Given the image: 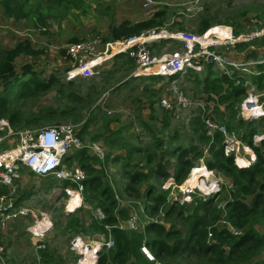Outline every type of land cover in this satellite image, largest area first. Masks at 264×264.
I'll return each mask as SVG.
<instances>
[{
  "label": "rangeland",
  "instance_id": "374dc122",
  "mask_svg": "<svg viewBox=\"0 0 264 264\" xmlns=\"http://www.w3.org/2000/svg\"><path fill=\"white\" fill-rule=\"evenodd\" d=\"M155 2L156 6L143 10L134 2L127 0H81V4L76 9L61 14L50 0H27L25 5L27 16L19 21L6 16L0 6V63L4 58L2 51L12 52V66L18 78L16 83H7L6 92L0 95V108H2V102L8 101L7 109L4 112L1 109L0 113V151L14 146L15 134L20 130H40L62 124L72 126L86 150L88 160L83 164L101 170L100 180L103 187L107 186L111 189L116 202L113 213L118 219V228L136 232L143 242L152 237V234L144 233L145 226L149 224L161 225L166 230L177 229L185 234L184 219L191 215L201 201L208 202L210 208L215 207L214 210L219 211V219L225 217L226 206L232 201L230 194L234 189L233 184L229 178L213 170L214 180L218 184L213 192H208L206 188L197 190L195 186L201 184L200 181L192 182L193 187H189L191 183L187 181V178L192 168H195L194 171L201 168L199 160L192 159L194 154L190 149L196 146L203 151L205 145L197 140L198 134H194L200 125L195 119L197 112L186 110L177 114L167 112V115L166 111L160 107V100L168 95V81L156 83L149 80L130 79V75L135 71L133 63L126 65L125 59L121 57L103 60L89 77L67 80L65 77L68 63L67 46L98 35L102 37L104 43H112L124 37H115L114 31L123 33L127 30L133 33L127 35L134 36L156 28L140 29V26L145 22L151 20L156 22L159 19L161 25L158 26H162L168 33L185 31L195 36L203 34L198 33L197 30L199 25L206 22L210 29L230 27L234 31L239 29L246 36L264 30V0H155ZM38 4L41 5L42 11L50 10L49 18L45 15L44 19L38 20L37 14H31L33 10L31 5ZM121 26L126 29L120 31ZM213 32H221V30ZM185 38L186 36H182V39ZM164 43L161 44L163 50L158 51L159 55L168 53L172 55L173 52L184 47L178 41L168 40ZM248 45L250 44H245L239 50H245ZM252 46L254 49L251 51L254 54L264 53V37L256 40ZM258 49L262 51L258 52ZM216 50L227 52L223 47ZM206 72L207 69L180 82L182 90L190 99L201 98V95L205 96L202 98L210 97L204 92L206 91ZM32 73L38 76V81H51L49 88L45 91L40 88L32 95L23 91L18 100L13 99L16 91H22L21 87L16 89L19 80L28 81ZM238 76L234 77L240 78L239 74ZM215 77H218L217 74H212L211 79ZM233 81L236 83L235 80ZM261 85L263 86L253 83L251 86H246L245 95L241 99H246L247 94L254 91L255 94H264V82ZM152 100H154L153 108L150 106ZM262 101L264 98H259V103ZM240 104L237 103L235 106L234 117L229 110L223 111L222 105L215 107V110L219 108L222 111H212L215 119L224 125L227 123L230 128L227 130L229 129L228 131L238 139L244 131L242 127H236L237 120L241 118ZM11 112H17L19 120L9 121ZM245 118L241 120L256 123L257 134L253 136L252 141L254 142L255 136L264 137L263 118ZM194 124H196L195 127L192 126ZM146 126L150 133L145 130ZM151 133L161 140L163 145L168 143L171 136L176 135L172 147L186 151L188 153L186 156L193 160L190 161L193 167L189 169L182 183L178 184L173 180L175 157L159 160L169 177L163 178L161 174L152 173L157 161L147 163L144 154L153 150V145H150ZM118 136L122 138L118 139ZM112 139L116 140L112 141ZM149 145L150 148H148ZM89 147L93 148L89 149ZM135 147L141 151L130 150ZM262 152L264 154V148ZM240 154H242L241 149ZM209 159V156L206 157L203 163ZM65 163L69 167L79 168L85 172L78 160ZM20 174L19 182L15 183V196H20V199L24 197V205L29 204L37 208L32 210H37L38 218L39 214H44L48 216L52 224L42 242L46 247L43 253L50 255L52 260L49 261L42 252H36L30 240L31 235L27 231V227L32 226L35 220L29 217L28 221L22 219L10 221L5 228L0 229V241L5 245L7 263L76 264L81 259L71 250L70 242L79 231L86 237L96 233L91 230L90 223L96 211L100 210L99 201H94L91 198L92 194L84 191L85 208L77 214L65 215L62 207L57 206L59 197L54 199L57 191H49L58 183L48 179L34 178L26 169L21 170ZM85 174L87 176L86 172ZM135 174H139L138 181L131 183L130 177ZM142 174L149 176L144 178L141 177ZM258 182L264 183L260 178ZM48 184L51 185L47 187ZM127 185L133 186L139 194L136 195L127 190ZM181 185L187 186L184 187V192L177 189ZM149 187L153 189L150 192L153 196H166L165 204L153 212L147 209V205H154L151 197L148 198L145 194ZM189 188L193 189V193L186 194L185 191ZM31 195L35 196L33 201L29 200ZM182 205L184 209H179ZM171 207L174 209H170ZM209 210L213 209H207ZM119 211L126 212L125 220L120 219ZM199 212L203 214L204 211L201 209ZM72 217H77L81 221L77 232L68 227ZM222 225L217 222L219 229L223 228ZM255 228L260 233L263 232L262 224L258 223ZM97 234L98 237H91V239L98 243L104 242L106 238L101 232ZM209 241H211L210 238ZM96 245L99 247V244ZM91 249H82L84 256ZM102 250L105 251L104 248ZM39 255L42 259L38 261ZM157 261L159 264H186V262L168 258Z\"/></svg>",
  "mask_w": 264,
  "mask_h": 264
},
{
  "label": "built area",
  "instance_id": "2783aa9c",
  "mask_svg": "<svg viewBox=\"0 0 264 264\" xmlns=\"http://www.w3.org/2000/svg\"><path fill=\"white\" fill-rule=\"evenodd\" d=\"M138 5L143 10L151 9L156 6L155 0H130ZM221 30V32H216ZM229 27H217L203 32L202 35L195 36L185 31H177L168 33L164 28H153L143 31L131 37H123L121 40L112 43H104L101 36L92 37L83 41L72 43L67 46V59L65 77L67 80H73L78 77H89L93 75L94 69L103 62L118 54L126 55L134 64L135 73H150L155 76H160L168 81V95L164 96L159 104L166 112L177 114L180 111L192 110L197 112L196 118L201 122L203 129L207 135L214 140V135L219 134L222 138V146L224 156L233 157V163L236 167L247 168L256 160L254 151L240 139L227 130L226 125L217 121L214 117H210L206 107L207 103L202 98L195 100L190 99L182 90L180 82L186 78L190 72H199L207 64L214 65L221 75L230 77L233 70L239 71L245 77L236 78V84L246 86L253 85L249 79L250 75L256 74L257 65L262 63L256 59L245 64H240L231 61L227 58L225 51H217L219 45L235 46L237 43H246L251 39L264 35V30L259 34L253 35H238L236 38L231 37L227 32ZM216 33L211 34L210 32ZM180 35V36H178ZM178 36V38H177ZM182 36H186L182 39ZM174 40L183 44V48L173 52L172 55L163 54L158 56L154 53L151 44L161 40ZM176 53V54H175ZM2 87L0 86V93ZM253 91V90H252ZM264 94H247V98L241 101L239 106L240 116L243 119H264V101L259 103V98ZM252 106H248L251 104ZM264 137H254V146H260ZM85 148L75 129L68 125H56L40 130L24 129L15 134V144L12 148L0 151V229L15 219L28 221L29 217L33 218L34 224L27 227V231L31 235V241L35 246L37 253L43 252L46 247L42 243L46 235L49 233L52 224L48 216L39 214L35 207L29 204L24 205L22 200L17 205L18 195L15 196V183L21 178L20 171L26 169L27 172L39 179H48L58 183L49 191L56 190L54 199L59 197L57 206L62 207L65 215L77 214L85 208L84 202V182L87 179L85 172L79 168L69 167L65 160L72 154L73 151ZM93 147H89L92 149ZM95 148V147H94ZM240 149L242 154H240ZM238 160L246 161L248 166H238ZM254 161V162H253ZM200 167L204 169L203 173H197L193 183L200 181L201 184L195 186L197 190L204 189L208 192H213L218 187L214 180V171L209 170L203 159H199ZM253 162V163H252ZM195 168H192L190 175ZM201 174L202 176H199ZM189 175V176H190ZM51 184H48L49 187ZM202 186V187H200ZM187 186H178L177 189L184 192L183 189ZM219 190V189H218ZM216 190V192L218 191ZM47 191V192H49ZM34 191H32L33 193ZM38 192V191H37ZM186 194L193 193V189L189 188L185 191ZM39 193H41L39 191ZM35 196L31 195L29 200L33 201ZM69 209V211H67ZM98 209V208H97ZM97 210L93 215L95 221L103 219L104 216ZM99 216V217H98ZM101 219V220H102ZM222 223L223 228H227L234 234H240L229 223L221 218L218 224ZM108 235L104 242L98 243L92 238L98 237V234L93 236H84L81 231L73 236L70 246L71 250L80 256V261L76 264H81L84 261L82 249H91L94 244H99L100 248L94 253L92 264H97L98 254L104 248L107 252L114 246V241L110 235V227L104 226ZM122 229V228H121ZM234 231V232H233ZM102 234V233H101ZM103 237L104 234H102ZM211 238V233H208V240ZM140 253L144 258L153 264H159L152 252L142 243ZM41 255L37 257L39 261ZM0 264H8L5 257V246L0 241ZM84 264V263H83Z\"/></svg>",
  "mask_w": 264,
  "mask_h": 264
},
{
  "label": "trees",
  "instance_id": "16d2710c",
  "mask_svg": "<svg viewBox=\"0 0 264 264\" xmlns=\"http://www.w3.org/2000/svg\"><path fill=\"white\" fill-rule=\"evenodd\" d=\"M50 1L61 14H65L68 10L76 9L81 4V0ZM26 2L27 0H0V6L3 8L6 16L19 21L27 16ZM31 8L33 9L31 14H37L38 20L44 19L45 15L49 18V9L42 11L41 5L39 4L31 5ZM160 22V19L156 22L154 20L145 22L140 26V29L158 27V25H161ZM208 27L209 24L206 22L199 25L197 31L203 33ZM124 29L126 28L121 26L120 31ZM117 32L119 31H114L115 37L131 36L127 34L132 33L127 30L123 33ZM2 53L4 58L0 63V86L3 88V91L0 95L6 92L7 83L11 84L18 81L16 72L12 66V52L2 51ZM25 73L27 74V72ZM233 76L234 74L230 77L221 75L213 80L206 79L205 83L207 90L218 96L219 103H227L226 110H229L234 117L236 113L235 106L242 101L241 98L245 95L246 89L242 85L234 83L233 80L236 81L238 79L235 77L232 80L231 77ZM37 79L38 76L32 73L28 81L22 82L19 80L16 89L21 87L22 91H16L13 99L18 100L22 96L23 91L26 94L32 95L40 88L43 91L49 88L51 81H38ZM257 83L260 84V81L258 80ZM222 84L227 86L224 93H222ZM260 86L262 87V85ZM7 103L8 101L6 100L2 102L0 113L1 109L3 110L2 112L7 109ZM8 120L15 122L19 120V115L17 112H11ZM226 126L229 128L227 123ZM238 126L244 129L239 138L254 151L256 155L255 162L247 168L236 167L233 163L232 156H224L222 138L219 134H216L214 135V141L208 149L210 159L205 161V166L210 170L218 171L231 180L234 187L230 194L232 201L227 204L225 217L223 218L225 222L229 223L240 234H234L227 228L219 229L217 227V222L220 220L219 211L214 210L215 207L210 208L208 202L201 201L197 205V208L192 211L191 215L186 216L184 219L185 234L173 228L166 230L157 224L145 226L144 233L152 234V237L145 242V245L152 252L155 259L164 260L168 258L170 260H180L186 262V264H264V183L259 184L258 182V178L264 181V154L262 152L264 141L260 146H254L252 143L253 136L257 131L255 122L238 119L236 127ZM115 134L117 135V133ZM199 136L202 141H209L205 135L201 134ZM121 138V136H118V139ZM115 140L112 139V141ZM155 140L152 147L153 150L149 153H144L147 163L151 164L154 160L157 161L152 173L161 174L163 178L169 177L165 167L160 165L159 160L166 158V156H175L176 164L174 166L173 180L178 184L182 183L189 169L193 167V164L186 159L188 153L176 148L174 150L163 149L162 141ZM130 150L134 152L140 151L139 148ZM190 151L194 154L192 159L195 160L202 157V152L198 151L196 147H192ZM72 153L74 154L65 162L68 160H78L83 165L82 168L87 173V179L84 182L85 192H90L92 194L91 198L94 201H99V209L104 216L100 221L93 220L90 223V228L95 232H101L107 238L108 233L104 226H109L110 235L114 241V246L111 249L98 254L97 264H153L148 262L140 253V247L143 243L140 235L133 231L118 228V219L113 213L116 202L111 189L107 186L103 187L101 183L100 179L102 175L100 174L102 171L95 169L91 165L83 164L88 160L85 148L73 151ZM239 165L240 167L245 166L241 163ZM148 176L141 175L144 178H148ZM138 177L139 174L132 175L130 177L131 183L138 181ZM127 190L136 195L139 194L138 190L131 185H127ZM152 191L153 189L149 187L145 193L148 198L151 197L154 203L153 206L147 205V209L150 212L156 211L159 206L166 202V196H153L150 193ZM170 209L174 208L171 207ZM179 209H184L183 205ZM201 209L204 211L203 214L199 212ZM207 209L213 210L207 211ZM119 215L120 219L125 220L127 218L125 211H119ZM258 223L263 225L262 233L255 228V225ZM80 225L81 221L77 217H72L68 223V227L72 228L75 232H77ZM208 233H211V241L208 240ZM42 255L47 257L49 261L52 260V257L46 255L45 252H42Z\"/></svg>",
  "mask_w": 264,
  "mask_h": 264
},
{
  "label": "crops",
  "instance_id": "0c3cea01",
  "mask_svg": "<svg viewBox=\"0 0 264 264\" xmlns=\"http://www.w3.org/2000/svg\"><path fill=\"white\" fill-rule=\"evenodd\" d=\"M127 1H130V0H127ZM131 2V1H130ZM132 3V2H131ZM156 28H162V26H158V27H156ZM211 27L209 26L208 27V29H210ZM230 28V27H229ZM208 29H206V30H208ZM205 30V31H206ZM198 32V31H197ZM199 33V32H198ZM226 33H228V35L230 34L231 35V37H233V38H236L238 35H244L245 33H241V31L238 29V30H233V29H231L230 28V30H227V32ZM260 32H258V34H259ZM255 34H257V33H255ZM264 37V35H259L258 37H255V38H253V39H251L249 42H246V43H237V44H235V46H222L221 44L219 45V48L221 47H223V48H225L226 50H227V52H226V56H227V58L228 59H230L231 61H235V62H237V63H240V64H245V63H248L249 61H254L255 59H256V57H257V59H259V60H261L262 61V63L260 64V65H257V69H256V74H253V75H250V77H249V79L251 80V82H252V84L254 83V84H256V82L259 80L260 81V84L259 85H261L263 82H264V53L262 52V54H254L251 50L252 49H254V47L252 46L253 45V43L256 41V40H259V39H261V38H263ZM168 40H171V39H168ZM168 40H161V41H158V42H155V43H153V44H151V47L154 49V53L156 54V55H158V56H162V55H159L160 53H158V51H160V49H162L163 50V45H161V44H165L164 42H167ZM163 41V42H162ZM172 41H174V40H171V42ZM168 43H170V42H168ZM245 44H250V45H248L247 46V48L245 49V50H239V48L240 47H244L245 46ZM251 48V49H250ZM258 52H261L262 51V49H258L257 50ZM115 57H121V58H124L125 59V64L126 65H128V64H130L132 61L126 56V55H124V54H118V55H116V56H113V58H115ZM133 63V62H132ZM133 66H134V64H133ZM206 69H207V72H206V75H205V81H206V79H209V80H213V79H211V77H212V74H217V76L218 77H220L221 76V73L219 72V71H217L218 69L214 66V65H212V64H207L205 67H203V69L202 70H200L198 73L197 72H190V74L187 76V77H190L191 75H198L200 72H203L204 70L206 71ZM218 73H219V75H218ZM233 74H234V76H238V74L240 75V79H241V77L243 78V77H245V75L244 74H242L241 72H239V71H235V70H233ZM233 76V77H234ZM186 77V78H187ZM217 77V78H218ZM239 77V76H238ZM238 77H236V78H238ZM216 78V77H215ZM214 78V79H215ZM235 78V77H234ZM130 79H137V80H149V81H152V82H159V81H167L165 78H162V77H160V76H155V75H152V74H150V73H143V72H141V73H133L132 75H130ZM185 79V78H184ZM232 80H233V78H231ZM230 80V79H229ZM134 81V80H133ZM135 82V81H134ZM206 84V83H205ZM222 86H223V91H222V93H224L225 91H226V89H227V86L225 85V84H222ZM263 86V85H262ZM205 88H206V86H205ZM204 92H206V93H208L209 95H207V96H210V97H206V98H202V97H205V96H200L202 99H204L205 100V102L207 103V107H206V109H207V111H208V113H209V115H210V117L212 116V117H214L213 116V113H212V111H222L221 109H216L215 110V107L216 106H220V105H222L224 108H223V111L224 110H226V104L227 103H219L218 102V96L216 95V94H214V93H212V92H210V91H208L207 90V88H206V91H204ZM203 93V92H202ZM153 103H154V100H152L151 101V107L153 108ZM241 103V102H240ZM253 104L251 103V104H248V106H252ZM153 111H154V109H153ZM164 111V110H163ZM165 112V111H164ZM167 115H168V113L167 112H165ZM215 118V117H214ZM196 119V122H199V123H201L200 122V120L198 119V118H195ZM240 119H242V118H240ZM264 120V119H263ZM199 125V124H198ZM197 125V126H198ZM192 126H196V124H194V125H192ZM145 130L146 131H149V133H150V130H149V128L146 126L145 127ZM194 134L195 135H197L198 134V136L196 137L197 138V140L199 141V142H201L203 145H205V147L203 148V151H201L200 150V148H197L198 149V151H201L202 152V157L201 158H198V159H196V160H199V159H205L206 157H208V156H205L206 154H208V149L210 148V145L212 144V142L214 141H212V138L210 137V136H208L207 135V133H206V131L203 129V127L201 126V129H200V125L198 126V128L195 130V132H194ZM201 134H203V135H205L208 139H209V141L208 142H205V141H202L201 140V138H200V136L199 135H201ZM255 134H257V133H255ZM254 134V135H255ZM151 135H152V142L150 143V145H153V143L156 141L155 139H158L157 137H155L154 135H153V133H151ZM176 135H174V136H171L169 139V141H168V143L167 144H164L163 145V149H168V150H174L175 148L177 149L178 147H172V145H173V143H174V141L176 140ZM155 140V141H154ZM159 140V139H158ZM264 141V140H263ZM262 141V142H263ZM150 145H149V147L148 148H150ZM194 147H196V146H194ZM8 148H12V147H8ZM136 149H138V147H135ZM141 151V150H140ZM134 152V151H133ZM136 152V151H135ZM75 153V152H74ZM74 153H72L71 155H69L68 157H67V159H69V157H71ZM132 153V152H131ZM176 153H178V152H176ZM167 157H171V156H166V158ZM172 157H175V156H172ZM176 159V158H175ZM186 159H188L189 161H193L192 159H189L187 156H186ZM71 161H73V160H68L67 161V163H70ZM192 163V162H191ZM31 174V173H30ZM34 178H37V177H35L34 176ZM37 179H39V178H37ZM19 182V181H18ZM32 191H33V189H32ZM22 200H24V197H22L21 199H20V196H18V201H17V205H19L20 204V202L22 201ZM20 220V219H19ZM95 233V232H94ZM95 234H97V232L95 233ZM30 237V236H29ZM31 240V239H30ZM5 246V245H4Z\"/></svg>",
  "mask_w": 264,
  "mask_h": 264
},
{
  "label": "bare ground",
  "instance_id": "6f19581e",
  "mask_svg": "<svg viewBox=\"0 0 264 264\" xmlns=\"http://www.w3.org/2000/svg\"><path fill=\"white\" fill-rule=\"evenodd\" d=\"M211 34H213L214 32L212 31V32H210ZM239 163H241V164H243V165H245L244 167H246V166H248V164H247V162L246 161H238ZM238 164V163H237ZM238 166H240V165H238ZM204 169L203 168H200V169H198V170H196V171H193V173L190 175V176H188V178H187V181L189 180V183H191V185L189 186V187H193V184H192V182H193V180H194V178H195V175L197 174V173H199V171H203ZM199 176H202L201 174H199ZM67 211H69V209H67ZM100 248V246L98 247L96 244H94L93 245V247H92V249H91V251H89L88 253H87V255H85L84 256V261H83V263L84 264H92L91 263V259H93V257H94V253H96L97 251H98V249ZM82 264V263H81Z\"/></svg>",
  "mask_w": 264,
  "mask_h": 264
},
{
  "label": "flooded vegetation",
  "instance_id": "af4514ba",
  "mask_svg": "<svg viewBox=\"0 0 264 264\" xmlns=\"http://www.w3.org/2000/svg\"><path fill=\"white\" fill-rule=\"evenodd\" d=\"M3 91V88H2V90H1V92Z\"/></svg>",
  "mask_w": 264,
  "mask_h": 264
}]
</instances>
